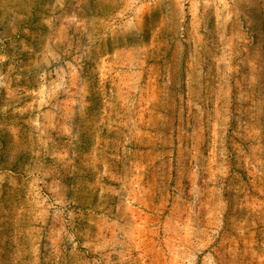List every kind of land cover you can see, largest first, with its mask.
I'll list each match as a JSON object with an SVG mask.
<instances>
[{"label":"rangeland","instance_id":"374dc122","mask_svg":"<svg viewBox=\"0 0 264 264\" xmlns=\"http://www.w3.org/2000/svg\"><path fill=\"white\" fill-rule=\"evenodd\" d=\"M0 264H264V0H0Z\"/></svg>","mask_w":264,"mask_h":264}]
</instances>
